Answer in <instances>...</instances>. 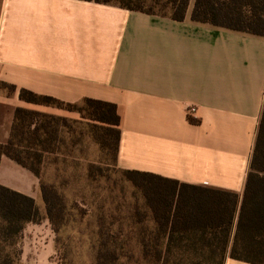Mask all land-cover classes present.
Masks as SVG:
<instances>
[{"label": "crops", "instance_id": "0c3cea01", "mask_svg": "<svg viewBox=\"0 0 264 264\" xmlns=\"http://www.w3.org/2000/svg\"><path fill=\"white\" fill-rule=\"evenodd\" d=\"M191 7L174 21L80 0H0V82L15 87L0 90V144L15 108L54 114L20 89L105 101L120 117L116 168L240 197L264 106V37L193 22ZM0 185L41 209L37 177L4 156Z\"/></svg>", "mask_w": 264, "mask_h": 264}, {"label": "trees", "instance_id": "16d2710c", "mask_svg": "<svg viewBox=\"0 0 264 264\" xmlns=\"http://www.w3.org/2000/svg\"><path fill=\"white\" fill-rule=\"evenodd\" d=\"M113 5L174 21H182L191 0H80ZM189 19L196 23L264 37V0H192ZM14 91L0 82V90ZM21 101L46 107H74L52 97L20 89ZM80 120L86 121L94 141L111 148L115 164L120 117L112 103L89 98L81 100ZM190 123L197 121L188 117ZM60 123L65 120L48 113L17 107L6 142L0 144V158L7 157L39 177L44 154L59 150ZM66 124V123H65ZM136 187L151 216L152 229L142 226L125 234L136 242V251L125 257L140 264H223L226 257L264 264V106L261 111L249 170L242 195L223 190L196 189L184 193L183 185L159 176L122 170ZM47 218L60 208L52 186L39 184ZM0 216L9 224L37 223L38 208L31 197L0 185ZM141 221L143 218L139 217ZM21 231L20 226L14 233ZM132 234V235H131ZM123 237V236H122ZM109 242V238H106ZM132 251V250H130ZM105 256L107 257L105 259ZM120 257V254H119ZM117 256L107 244H99L95 264H113ZM107 259L109 261H107Z\"/></svg>", "mask_w": 264, "mask_h": 264}, {"label": "rangeland", "instance_id": "374dc122", "mask_svg": "<svg viewBox=\"0 0 264 264\" xmlns=\"http://www.w3.org/2000/svg\"><path fill=\"white\" fill-rule=\"evenodd\" d=\"M74 104L50 107L49 114L66 124L60 123V151L43 155L38 177L52 186L61 210L55 208L49 221L42 201L37 223L9 224L0 216V264H95L101 243L114 250L113 264H140L125 257L136 251L125 234L139 223L152 229L151 214L141 192L116 168L111 148L94 141L86 121H75L84 104Z\"/></svg>", "mask_w": 264, "mask_h": 264}, {"label": "built area", "instance_id": "2783aa9c", "mask_svg": "<svg viewBox=\"0 0 264 264\" xmlns=\"http://www.w3.org/2000/svg\"><path fill=\"white\" fill-rule=\"evenodd\" d=\"M191 111H193V109L191 108Z\"/></svg>", "mask_w": 264, "mask_h": 264}]
</instances>
